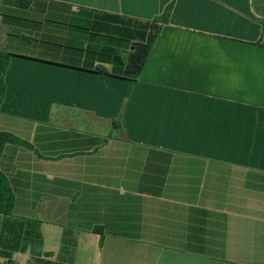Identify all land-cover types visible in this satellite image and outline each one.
<instances>
[{
    "label": "crops",
    "instance_id": "1",
    "mask_svg": "<svg viewBox=\"0 0 264 264\" xmlns=\"http://www.w3.org/2000/svg\"><path fill=\"white\" fill-rule=\"evenodd\" d=\"M0 9V132L26 143L0 159L15 197L0 260L264 264V0Z\"/></svg>",
    "mask_w": 264,
    "mask_h": 264
},
{
    "label": "trees",
    "instance_id": "2",
    "mask_svg": "<svg viewBox=\"0 0 264 264\" xmlns=\"http://www.w3.org/2000/svg\"><path fill=\"white\" fill-rule=\"evenodd\" d=\"M32 0H16V4L21 8L30 6ZM169 13V9L166 12ZM165 16L156 18L150 23V32L145 43L134 45V52L130 54L126 66L127 77L136 83L141 76L146 61L153 50L163 24H166ZM11 54L0 50V106L6 95L5 74L10 64ZM100 73L107 74L105 69H98ZM26 144L10 133L0 132V159L7 144ZM15 206V197L7 178L0 171V215L10 216Z\"/></svg>",
    "mask_w": 264,
    "mask_h": 264
},
{
    "label": "rangeland",
    "instance_id": "3",
    "mask_svg": "<svg viewBox=\"0 0 264 264\" xmlns=\"http://www.w3.org/2000/svg\"><path fill=\"white\" fill-rule=\"evenodd\" d=\"M2 12H3L2 9H0V14H3ZM4 21H7L6 18H4ZM0 23H1V22H0ZM127 58H128V57H127ZM0 264H5L4 260H0Z\"/></svg>",
    "mask_w": 264,
    "mask_h": 264
}]
</instances>
